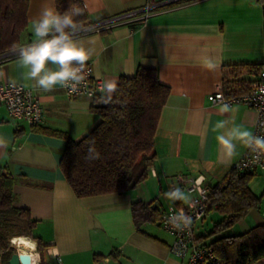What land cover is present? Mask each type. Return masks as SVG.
Returning a JSON list of instances; mask_svg holds the SVG:
<instances>
[{
  "label": "crops",
  "instance_id": "0c3cea01",
  "mask_svg": "<svg viewBox=\"0 0 264 264\" xmlns=\"http://www.w3.org/2000/svg\"><path fill=\"white\" fill-rule=\"evenodd\" d=\"M181 1L81 0V25L98 24L164 3L145 20L78 37L94 49L87 64L96 77L118 82L120 77H133L140 67L153 69L159 82L170 90L154 137L155 159L145 180L127 192L75 196L59 168L65 138L41 130L60 132L78 142L100 121L91 112L94 102L68 98L59 85L44 92L27 78L28 69L18 57L0 63V81L33 89L44 112L43 124L34 130L11 120L0 106V167L14 180L15 206L27 210L36 221L33 236L41 239L46 248L41 258L34 241L38 255H30L33 264H184L170 254L171 238L159 236L151 228L158 227L157 223H145L141 232L136 230L131 207L135 202L152 203L159 212L182 207L186 203L169 201L163 195L174 186L188 192L178 178L187 183L204 175L212 188L241 158L245 146L237 142L235 155L225 161L216 137L231 128L233 122L253 132L255 111L235 103L231 105L233 112L222 113L221 104H212L207 96L223 86V69L249 67L242 69L237 78L245 90L257 76L250 67L264 66V0H193L176 4ZM45 2L29 0L27 29L21 44L33 39L30 22ZM50 2L55 4V0ZM206 60L218 67L208 70ZM223 120L228 121L227 128L216 129V123ZM253 193L262 196L263 202L264 191L260 195ZM214 212L207 213L196 225V237L204 235L206 218ZM237 226L242 225L228 232L235 235L247 231L238 232ZM53 246L60 249L56 258L49 255ZM115 251L121 257L111 260L110 254Z\"/></svg>",
  "mask_w": 264,
  "mask_h": 264
},
{
  "label": "trees",
  "instance_id": "16d2710c",
  "mask_svg": "<svg viewBox=\"0 0 264 264\" xmlns=\"http://www.w3.org/2000/svg\"><path fill=\"white\" fill-rule=\"evenodd\" d=\"M191 1L183 0L176 4ZM70 4L82 8L81 0H55V7L61 12ZM28 5L29 0H0V55L12 50L13 45L21 44L27 29ZM83 18V15L77 18L78 22ZM245 68L249 67L223 69L224 89L232 86L235 90L233 95L243 93V82L237 78ZM250 68L254 74L264 70L263 65ZM169 95V87L159 82L155 70L140 67L133 77L119 78L117 91L110 103L92 106L91 112L100 121L78 142L60 132L41 130L65 138L66 148L59 168L77 198L120 194L145 180L155 159L154 137ZM36 128L39 127L33 129ZM18 133L17 130L15 135ZM93 141L100 158L89 161L85 157ZM255 176L256 173L237 174L232 169L219 184L210 188L208 213L215 211L221 219L214 222L208 233L197 237V241L210 248L221 264H256L264 260V223L240 234L228 232L261 205L262 196H256L249 187ZM14 185V180L0 167V264H8L15 253L10 244L13 237L31 238L37 243L41 258L46 252L42 240L32 233L36 221L31 219L27 210L15 206ZM159 214L152 203L135 202L131 207L132 220L138 232L145 223L158 224ZM18 223L23 225L26 234L21 232L22 229L14 233V226ZM120 257L116 251L110 254L111 260Z\"/></svg>",
  "mask_w": 264,
  "mask_h": 264
},
{
  "label": "clouds",
  "instance_id": "9594fccd",
  "mask_svg": "<svg viewBox=\"0 0 264 264\" xmlns=\"http://www.w3.org/2000/svg\"><path fill=\"white\" fill-rule=\"evenodd\" d=\"M84 9L77 5L70 4L63 12L59 11L55 4L46 0L42 5L37 17L31 20V31L33 39L25 45H13V51L24 68L28 69L27 78L34 81L35 85L44 92L52 91L57 85L69 89L72 92L78 91L85 83L88 75L87 62L94 53V49L86 46V42L80 40L77 34L86 31L83 25L78 23L77 18L82 16ZM88 44L93 42L89 41ZM208 70L214 71L218 65L211 60H206L204 65ZM99 91L101 102L108 104L112 95L117 91L116 80L102 81ZM264 91V89H261ZM235 109L228 103L219 107L222 113H231ZM264 126V121L260 122ZM227 120L216 123V129H226ZM225 161H229L236 153L237 142L247 147L253 153L264 154V135H256L244 125H237L233 122L231 128L216 137ZM100 158L99 152L93 143L89 146L86 160ZM153 176L156 175L152 170ZM206 181L204 175H198L192 182L191 192H185L181 187L174 186L163 193L169 201H182L189 206H194L192 193L201 197L205 195L203 187ZM166 223L178 231L190 230L193 218L187 215L183 209L176 212L174 209L168 216ZM27 240L29 249L18 250L19 255H38L35 252L36 243L28 237H13L10 243L15 245L16 240ZM49 255L56 258L60 255L58 247H50Z\"/></svg>",
  "mask_w": 264,
  "mask_h": 264
},
{
  "label": "built area",
  "instance_id": "2783aa9c",
  "mask_svg": "<svg viewBox=\"0 0 264 264\" xmlns=\"http://www.w3.org/2000/svg\"><path fill=\"white\" fill-rule=\"evenodd\" d=\"M163 4L147 6L139 11L126 13L98 24L83 25L86 31H81L77 34L78 37L84 36L92 32H99L103 28H111L120 24L130 23L135 20H145L156 9L162 7ZM20 44L25 45L30 43ZM17 58L13 49L0 55V63L3 61ZM88 75L85 83L80 86L78 91L72 92L69 89L63 88V92L68 98H87L94 102L95 105H102L101 92L99 91L102 79L93 74L90 64H87ZM264 70L259 72L254 81L250 82L243 93L233 95L235 92L232 86L224 89L222 86L215 92L207 96V100L212 104L228 103L230 105L241 103L252 109L256 113V123L253 133L256 135H264V126H261L264 121ZM231 93V94H230ZM229 94V95H228ZM0 106L4 107L9 118L16 122H23L30 128L40 127L44 121V112L40 100L33 89L26 88L19 84L3 83L0 81ZM233 170L237 174L259 173L264 172V154L257 157L247 147L234 165ZM187 183L178 178V183L184 185L188 192L192 190V182ZM205 189L204 197L193 193V200L196 201L194 206L188 204L182 207H169L167 210L161 211L159 214L158 226L166 232L171 238L169 252L172 256L181 260L185 264H221L215 257L212 250L197 241L195 228L198 223H201L208 213V197L210 187L203 185ZM179 212L181 209L193 218V224L190 230L178 231L171 227L166 220L172 213V210ZM62 264V263H58Z\"/></svg>",
  "mask_w": 264,
  "mask_h": 264
},
{
  "label": "rangeland",
  "instance_id": "374dc122",
  "mask_svg": "<svg viewBox=\"0 0 264 264\" xmlns=\"http://www.w3.org/2000/svg\"><path fill=\"white\" fill-rule=\"evenodd\" d=\"M249 185H250L251 189L253 190V192H255L256 194L260 195L264 191V173L260 174L259 176H255L254 178H252V180L250 181ZM219 220H220V217L218 216V214H216V212L210 214V216L206 218L207 228H206V231L203 232V233L206 234L207 232H209L208 230L212 229V226H213L214 222H217ZM263 223H264V199H263V202H262V204L260 205L259 208L251 210L249 212V214L238 223L239 225H242V226L241 227L237 226L238 227L237 230H238V232H240V230H244V229L245 230H249L253 226H256V225H259V224H263ZM238 224H236V225H238ZM246 224H248V226H245ZM17 225L18 226H14V229H13L14 233H19L21 229H22L21 232L23 234L27 233L22 228L23 225H21L19 223ZM158 227L153 226L151 228L154 229L156 234L159 235V236L168 235L160 227L159 228ZM10 244H11L12 247H14L15 253L18 252V250H19L18 246L13 245L12 243H10ZM260 264H264V261H262Z\"/></svg>",
  "mask_w": 264,
  "mask_h": 264
},
{
  "label": "water",
  "instance_id": "95a60500",
  "mask_svg": "<svg viewBox=\"0 0 264 264\" xmlns=\"http://www.w3.org/2000/svg\"><path fill=\"white\" fill-rule=\"evenodd\" d=\"M8 264H33V262H32V257L30 255L18 256V252H16L11 256V258L8 261Z\"/></svg>",
  "mask_w": 264,
  "mask_h": 264
},
{
  "label": "bare ground",
  "instance_id": "6f19581e",
  "mask_svg": "<svg viewBox=\"0 0 264 264\" xmlns=\"http://www.w3.org/2000/svg\"><path fill=\"white\" fill-rule=\"evenodd\" d=\"M15 245L20 247V248H29V244H28L27 240L18 239V240H16Z\"/></svg>",
  "mask_w": 264,
  "mask_h": 264
}]
</instances>
